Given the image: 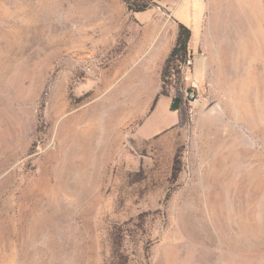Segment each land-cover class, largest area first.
<instances>
[{
  "label": "rangeland",
  "instance_id": "rangeland-1",
  "mask_svg": "<svg viewBox=\"0 0 264 264\" xmlns=\"http://www.w3.org/2000/svg\"><path fill=\"white\" fill-rule=\"evenodd\" d=\"M189 3L180 127L123 0H0V264H264V0Z\"/></svg>",
  "mask_w": 264,
  "mask_h": 264
},
{
  "label": "crops",
  "instance_id": "crops-1",
  "mask_svg": "<svg viewBox=\"0 0 264 264\" xmlns=\"http://www.w3.org/2000/svg\"><path fill=\"white\" fill-rule=\"evenodd\" d=\"M155 2L157 5L145 11L127 14V23L131 15L140 24L141 29L139 37L129 41L127 50L123 54L125 71L128 75L136 76L132 73L139 68L137 61L142 63L141 59H143L145 61L143 67L147 74L154 71L160 75L161 89L162 67L176 42L178 21H181L192 29L190 51L193 53V65L187 77L193 82L195 79L199 82L203 81L209 76L211 70V47L209 42L202 37L204 31L200 25L201 9L195 5L192 8L189 0H155ZM149 10H155L158 13L155 16L152 15L151 18L143 19L142 15ZM104 13L115 16L118 12L112 8V10L105 9ZM167 97L169 98L168 103L171 104L172 95ZM175 121H178V116Z\"/></svg>",
  "mask_w": 264,
  "mask_h": 264
},
{
  "label": "trees",
  "instance_id": "trees-1",
  "mask_svg": "<svg viewBox=\"0 0 264 264\" xmlns=\"http://www.w3.org/2000/svg\"><path fill=\"white\" fill-rule=\"evenodd\" d=\"M127 8L131 12L145 11L157 3L155 0H123ZM192 37V29L185 23L178 21V35L174 46L167 56L161 71V89L154 99L153 106H155L161 95L171 96L170 108L177 112L178 121L177 126L184 127L190 122V100L189 96L185 94V75L182 67L192 56L190 51V41ZM193 64L188 65V69ZM174 89V93H172ZM191 87L187 90L191 91ZM115 242L121 245L118 235H115Z\"/></svg>",
  "mask_w": 264,
  "mask_h": 264
},
{
  "label": "built area",
  "instance_id": "built-area-1",
  "mask_svg": "<svg viewBox=\"0 0 264 264\" xmlns=\"http://www.w3.org/2000/svg\"><path fill=\"white\" fill-rule=\"evenodd\" d=\"M193 64V56L189 55V58L187 60V63H185L182 67L183 72L188 69V65ZM191 91L187 90V86H185V94L191 98L190 102L195 99L196 97V91L195 88L191 87Z\"/></svg>",
  "mask_w": 264,
  "mask_h": 264
}]
</instances>
